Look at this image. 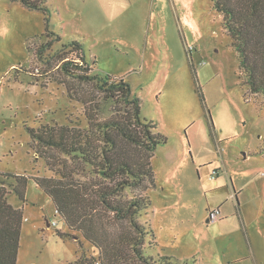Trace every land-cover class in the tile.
<instances>
[{"label":"rangeland","instance_id":"rangeland-1","mask_svg":"<svg viewBox=\"0 0 264 264\" xmlns=\"http://www.w3.org/2000/svg\"><path fill=\"white\" fill-rule=\"evenodd\" d=\"M43 5L47 13L0 0V184L10 191L8 202L23 210L17 264H67L81 246L99 255L35 181L72 174L78 163L34 134L86 127L92 98L101 107L97 117L111 116L116 108L100 101L97 85L108 74L132 85L142 115L168 137L154 152L156 185L140 216L152 231L145 253L196 264H264V94L246 84L215 0ZM74 40L88 62L80 73L90 80L60 66L78 62L69 46ZM78 168L73 178L88 179ZM13 174L30 176L24 200L9 186ZM216 209L220 215L211 221Z\"/></svg>","mask_w":264,"mask_h":264},{"label":"trees","instance_id":"trees-1","mask_svg":"<svg viewBox=\"0 0 264 264\" xmlns=\"http://www.w3.org/2000/svg\"><path fill=\"white\" fill-rule=\"evenodd\" d=\"M17 1L31 10L48 12L44 0ZM215 7L223 15L246 84L252 93L264 94V0H215ZM69 46L71 52H76L78 62L64 60L68 59L64 56L60 66L74 77L92 79L80 73L83 64H88L82 44L74 40ZM97 85L100 101L116 108L111 116L97 117L96 110L101 107L92 98L86 101V127L64 124L52 126L44 135L34 134L44 145L69 155L89 174L86 180L73 178L80 170L77 164L72 174L62 170L58 172L59 178L35 180L53 200L68 228L79 232L99 250V255L94 256L81 246V254L67 264H196L175 260L170 255L158 258L145 253V243L152 231L140 221V216L152 203L148 189L156 185L154 152L168 142V137L158 130L156 121L142 115V98L123 77L100 76ZM12 176L15 182L9 186L24 200L30 176ZM127 189L130 196L125 194ZM9 192L1 183L0 264H17L24 221L23 210L8 202ZM58 233L62 238L69 235L60 230Z\"/></svg>","mask_w":264,"mask_h":264},{"label":"built area","instance_id":"built-area-1","mask_svg":"<svg viewBox=\"0 0 264 264\" xmlns=\"http://www.w3.org/2000/svg\"><path fill=\"white\" fill-rule=\"evenodd\" d=\"M190 49H191V47H190ZM219 215H220V210L219 209L210 211V217H209V219L211 221H214V220L218 219ZM98 264H100V263L98 262Z\"/></svg>","mask_w":264,"mask_h":264},{"label":"crops","instance_id":"crops-1","mask_svg":"<svg viewBox=\"0 0 264 264\" xmlns=\"http://www.w3.org/2000/svg\"><path fill=\"white\" fill-rule=\"evenodd\" d=\"M81 44V43H80ZM127 81V80H126ZM128 82V81H127ZM131 87H132V85H131Z\"/></svg>","mask_w":264,"mask_h":264}]
</instances>
